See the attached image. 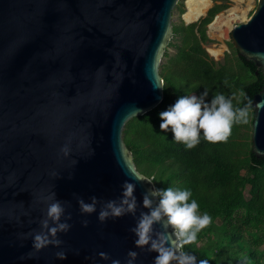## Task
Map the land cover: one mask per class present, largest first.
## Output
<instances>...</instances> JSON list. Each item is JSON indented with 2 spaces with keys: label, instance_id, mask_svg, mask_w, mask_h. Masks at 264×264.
Listing matches in <instances>:
<instances>
[{
  "label": "water",
  "instance_id": "obj_1",
  "mask_svg": "<svg viewBox=\"0 0 264 264\" xmlns=\"http://www.w3.org/2000/svg\"><path fill=\"white\" fill-rule=\"evenodd\" d=\"M179 2L0 0V264H111L130 249L139 254L137 264H153L156 253L134 245L131 215L101 223L99 205L82 216L76 197L116 199L128 180L136 185L137 216L147 211L142 199L151 178L137 169L123 132L164 99L160 67ZM231 38L264 76V0ZM261 100L264 86L253 100L257 158L264 157ZM53 191L69 202L72 227L58 234L60 248L36 252L31 234L46 211L42 197ZM60 250L67 259L56 257Z\"/></svg>",
  "mask_w": 264,
  "mask_h": 264
},
{
  "label": "trees",
  "instance_id": "obj_2",
  "mask_svg": "<svg viewBox=\"0 0 264 264\" xmlns=\"http://www.w3.org/2000/svg\"><path fill=\"white\" fill-rule=\"evenodd\" d=\"M223 8L215 6L200 23L174 28V39L181 36V43H170L177 54L161 66L164 99L129 121L123 138L140 173L153 178L157 187L190 189L199 213L211 216L212 222L184 246L185 251L209 264H264V157L252 153L251 143L253 100L264 86V76L236 49V57L228 56L224 63L206 51L207 26ZM205 89L209 100L216 93L235 94L234 108L249 105L247 123H234L226 141L210 143L201 135L196 147L186 149L172 140L171 132H160L159 112L177 97Z\"/></svg>",
  "mask_w": 264,
  "mask_h": 264
},
{
  "label": "clouds",
  "instance_id": "obj_3",
  "mask_svg": "<svg viewBox=\"0 0 264 264\" xmlns=\"http://www.w3.org/2000/svg\"><path fill=\"white\" fill-rule=\"evenodd\" d=\"M208 96L209 91L205 89L199 95L177 97L174 103L159 112L160 132H171L173 141L192 149L200 143L201 135L210 143L226 141L234 123H247L249 105L234 108L235 94L226 97L223 93H216L210 100ZM259 103L264 105V100ZM61 152L65 157L69 156L70 146L65 144ZM52 175L56 176V173ZM147 182L151 187L143 193L142 199V206L147 211H141L138 216L136 185L128 180L121 185V194L116 199L102 201L93 195L90 202H86L77 196L80 214L97 213L99 205L97 219L101 223L131 215L135 219L134 226L130 228L135 237L134 245L156 253L153 264H209L207 259L198 260L196 255L185 251L184 246L197 240V234L212 222L211 216L207 212L199 213V204L196 199H191L190 189L157 187L151 179ZM42 201L46 204V211L39 220V231L31 234L32 247L36 252L50 245L60 248L63 241L58 234L67 233L72 227L69 223L72 215L66 207L69 202L56 199L54 191L42 197ZM81 223L86 227L89 221L84 219ZM100 255L108 259L106 253ZM138 255L137 251L130 249L123 261L112 259L111 264H137ZM56 257L65 260L67 253L57 251Z\"/></svg>",
  "mask_w": 264,
  "mask_h": 264
},
{
  "label": "rangeland",
  "instance_id": "obj_4",
  "mask_svg": "<svg viewBox=\"0 0 264 264\" xmlns=\"http://www.w3.org/2000/svg\"><path fill=\"white\" fill-rule=\"evenodd\" d=\"M211 1H212V6L209 8L206 15L202 16L198 21H195L191 24L200 23L201 20H203L204 18H206L208 16L209 11L212 8H214L215 6H225V8L221 9V11L216 15V17L218 15H221V14L228 16L230 14V10L236 9L237 18L232 21V27L228 32L227 38H225L223 40L215 38L213 36L211 29L209 28V25L211 23L207 26L206 33H207V36L209 38V41L204 44V47L213 60H215L217 63H224V61L227 59L228 56H230L231 58L236 57L235 47L232 43V38H231L232 29L239 24L246 23L251 18L252 14L254 13V11L257 7L258 0H243V1L211 0ZM182 8H183V10H182ZM187 10H188L187 9V0H180L178 6L173 11V15H172V22H173L174 28L176 26L178 27V26L186 25V23L184 21L185 20L184 14L186 13ZM216 17L214 18V20L216 19ZM172 42H174L176 44H180L181 43V36L175 37V39H173ZM211 49L223 50V53H222V55L216 57L211 53ZM167 51L169 53V57L163 58L161 66L163 64H166L168 62V60H170V58H173V56H175L177 54V49L175 47H169V49ZM160 72H161V67H160Z\"/></svg>",
  "mask_w": 264,
  "mask_h": 264
},
{
  "label": "bare ground",
  "instance_id": "obj_5",
  "mask_svg": "<svg viewBox=\"0 0 264 264\" xmlns=\"http://www.w3.org/2000/svg\"><path fill=\"white\" fill-rule=\"evenodd\" d=\"M243 1V0H235ZM212 6L211 0H187V11L184 14V19L188 23L198 21L202 16L206 15L209 8ZM237 18L236 9L230 10L228 16L221 14L210 24V29L215 38L223 40L228 37V32L232 27V21ZM211 53L218 57L222 55L223 50L211 49Z\"/></svg>",
  "mask_w": 264,
  "mask_h": 264
}]
</instances>
